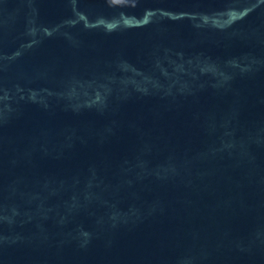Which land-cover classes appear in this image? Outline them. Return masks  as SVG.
Returning <instances> with one entry per match:
<instances>
[{"label": "water", "instance_id": "1", "mask_svg": "<svg viewBox=\"0 0 264 264\" xmlns=\"http://www.w3.org/2000/svg\"><path fill=\"white\" fill-rule=\"evenodd\" d=\"M0 264H264V0H0Z\"/></svg>", "mask_w": 264, "mask_h": 264}]
</instances>
